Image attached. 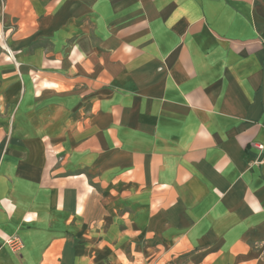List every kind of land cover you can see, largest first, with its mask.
I'll use <instances>...</instances> for the list:
<instances>
[{
  "label": "crops",
  "instance_id": "1",
  "mask_svg": "<svg viewBox=\"0 0 264 264\" xmlns=\"http://www.w3.org/2000/svg\"><path fill=\"white\" fill-rule=\"evenodd\" d=\"M4 3L0 264H264V0Z\"/></svg>",
  "mask_w": 264,
  "mask_h": 264
},
{
  "label": "built area",
  "instance_id": "2",
  "mask_svg": "<svg viewBox=\"0 0 264 264\" xmlns=\"http://www.w3.org/2000/svg\"><path fill=\"white\" fill-rule=\"evenodd\" d=\"M5 10V3L4 0H0V12H4ZM7 31H5L4 36H1V47L4 49V51L7 53L8 59L15 60V54L14 52L8 47L5 37H6ZM252 146L256 148L260 153L264 156V140L260 142H254L252 143ZM10 244H14L16 248H20L22 246V241L19 237H13L9 240Z\"/></svg>",
  "mask_w": 264,
  "mask_h": 264
}]
</instances>
